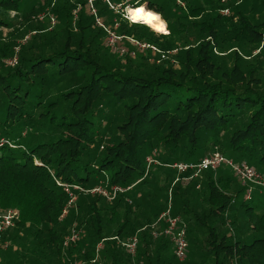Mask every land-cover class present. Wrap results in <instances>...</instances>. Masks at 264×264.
<instances>
[{
    "label": "trees",
    "instance_id": "1",
    "mask_svg": "<svg viewBox=\"0 0 264 264\" xmlns=\"http://www.w3.org/2000/svg\"><path fill=\"white\" fill-rule=\"evenodd\" d=\"M140 1L0 0V29L10 32L0 42V72L16 39L34 32L0 81V209L19 213L0 239L9 244L0 264H264V212L256 192L241 200L239 214H230L247 187L239 183L241 192L232 193L236 176L228 166L222 165L232 177L224 178L214 174L222 166L197 176L169 167L218 150L264 174V9L257 17L249 15L255 7L248 15L236 9L234 23L222 15L233 1L148 0L146 8L167 22L161 33L124 19V10ZM83 11L100 14L103 23H89ZM109 26L122 36L125 55L105 46ZM129 39L166 58L139 51ZM102 107L117 118L111 130L98 114ZM159 147L155 158L151 152ZM99 181L110 193L132 188L111 201L100 195L85 209L81 200L68 207L64 185L85 191ZM170 183L177 202L171 214L187 224L183 261L172 241L152 235L151 225L167 209L161 191ZM191 187L195 200L187 198ZM130 197L134 207L123 200ZM143 215L152 218L143 222ZM71 230L79 234L77 247L63 244ZM134 236L131 256L122 243ZM65 249L76 251L70 260Z\"/></svg>",
    "mask_w": 264,
    "mask_h": 264
},
{
    "label": "rangeland",
    "instance_id": "2",
    "mask_svg": "<svg viewBox=\"0 0 264 264\" xmlns=\"http://www.w3.org/2000/svg\"><path fill=\"white\" fill-rule=\"evenodd\" d=\"M230 1H233V3L232 4H234V6H230V8H228V7H225V9L226 10H222V15L224 16V17H226V18H232V20H233V22L234 23H237V21H238V18H239V16L236 14L237 12H235L236 11V9L238 10V12H244V14H246L247 13V15H248V13L250 12V7H255V9L253 8L252 10H251V13L249 14L250 16H255V17H257L258 15H260L261 13H262V9H264V2H262L261 0H220V4H224L225 6H226V2H230ZM237 2V4H236V2ZM153 2L151 1V4H152ZM139 5H144V6H146L147 4H148V0H141L139 3H138ZM117 7H119V5H117ZM90 11L92 12L93 11V9H92V6L90 5ZM120 8V7H119ZM118 8V9H119ZM88 12H89V10H87ZM87 11H83L84 12V14L86 15V16H88L89 15V13L87 12ZM226 11V12H225ZM48 12H50V10H49V8H47L46 9V13L48 14ZM44 13L45 12H43V14H40V15H38V17H37V19L38 18H40V17H42V19H43V17H44ZM51 14V13H50ZM76 13L74 12V15H75ZM10 15L13 17L14 16V13L13 12H10ZM100 18V19H99ZM33 19V18H32ZM88 22L89 23H94V22H96L97 23V25L99 26V24L102 22L103 23V18H102V16L99 14V17L98 16H94V17H89L88 16ZM53 25V24H52ZM151 29V28H150ZM0 31H1V33H0V42H5L9 37H10V32H9V30H7L6 28H1L0 29ZM107 34H106V37H105V46H107V48L109 49V50H112L113 52H115V53H117L118 54V56H123V55H125L124 53H126L125 51H126V48H125V46H124V44H123V40H122V36H118V35H116V33H114V31H113V29H112V26H109L108 27V29H107ZM159 32V31H158ZM34 32H28L27 34L25 33V35L23 36V37H21V38H18V39H16V45H15V47H13V53H12V56L10 57V58H7V59H3L2 60V70H1V72H0V81L1 80H3V79H5V77L7 76V72H4L3 70H5V71H12L16 66H17V61H18V55H19V52H20V46L21 45H25L26 44V42L29 40V37L31 36V34H33ZM165 35H170V32H168L167 34H165ZM117 37H120L121 38V40H117L116 38ZM133 41H135V42H137V43H139V44H142V43H140V42H138V41H136V40H133ZM147 44V43H146ZM135 45V44H134ZM138 47V46H137ZM139 51H142V49H141V47L139 46L138 48H137ZM234 49H236V48H234ZM234 49H232V50H234ZM252 48H250L249 50H251ZM240 49H238V51H239ZM240 52V51H239ZM250 52V51H249ZM256 53V51L253 53V54H255ZM130 56H132V57H134V52H132V53H130ZM153 61V60H152ZM173 61V60H172ZM79 108H82V106H79ZM78 112L80 111L79 109L77 110ZM98 114L101 116V119L103 120V124H104V126H107V127H109V129L111 130V129H113L114 127H115V124L117 123V121H116V119L117 118H115V114H113L112 113V111L111 110H108V109H105L104 107H102V108H100L99 110H98ZM118 114V113H117ZM120 138H122V136H123V131L122 130H120V132H119V135H118ZM158 150H162V148L161 147H159L158 149H154V150H152V152H151V154H153L154 153V156H155V158H159V157H161L160 155V153H159V151ZM156 151L158 152V155L156 154ZM213 152V151H212ZM214 152H218V150L216 151V150H214ZM219 153V152H218ZM205 154H209V152H206ZM150 158H154L153 156H150ZM150 158H148V160L150 159ZM147 160V161H148ZM161 160V159H160ZM250 163V162H249ZM250 165H252L251 163H250ZM253 166V165H252ZM258 169L256 168V172L262 177V178H264V174H262V172H261V170H258ZM162 173V175H166V174H169L168 172H161ZM215 175H216V177L218 178V177H229V176H231L232 174L231 173H229V169L226 167V166H222L216 173H214ZM170 176V178L172 179V178H174L175 177V175H174V172H172V174L171 175H169ZM177 177V176H176ZM232 177V176H231ZM165 178H164V176H162L161 177V179H160V187L162 188V187H164V183H163V180H164ZM198 179H202V177L201 178H198ZM199 180V181H200ZM190 182V180H186L185 178L182 180V181H180V184H183L184 186H186L188 183ZM240 182L239 181H237V179L236 178H233L232 177V179H231V188H232V193H234V192H236V194L237 193H239V192H241L240 190H241V187H240V184H239ZM58 185H61V184H58ZM104 182L103 181H99L98 183H96V184H94L92 187H90V189L89 190H92V189H96V188H98V189H104L105 190V188H104ZM182 185V186H183ZM251 185V184H250ZM171 183H170V185H168V187L167 188H165V189H163L162 191H161V201L162 202H164V204H166V206H165V208H168V206H170V208H171V204L173 205V206H175V204L177 203V202H175V196L173 195L172 196V199H171V196H170V192H169V190H170V188H171ZM64 187V189H65V192H66V185H64L63 186ZM110 188V187H109ZM109 188H106L107 189V191L109 190ZM199 189V185H197L196 187H195V189ZM69 189V193H71L72 195H73V197H76L75 199H76V201H74L73 203H72V206L73 207H76L77 205H78V203L79 202H81L82 201V205H81V207H82V209H85V206H87L88 204H93L95 201H96V199H98V202H99V197H100V195L99 194H96V193H91V194H81V193H75V191L74 190H76V189H70V188H68ZM111 189V188H110ZM201 189V188H200ZM181 190H186L185 188H183V187H181ZM128 191V190H127ZM177 191V190H176ZM252 191H253V194H254V192H256L255 193V196H257V197H260V200H262V201H260V202H258L259 203V208H258V210L260 209V211L261 212H264V208H262V206H264V189H262L260 186H258V185H253L252 186ZM126 192V191H125ZM125 192H123V193H125ZM197 192V191H196ZM195 190L191 187V189H190V191H188L187 190V194H188V197L187 198H189V199H193L194 198V200H195ZM253 194H251V197L249 198V199H246L245 198V196L242 194V196H241V194L240 195H238L239 197L238 198H234V203L232 204V208H231V211H230V214H235V213H237V214H239V209L240 208H242V209H244L241 205V200H243L244 201V203H247V202H249L250 200H252V198L254 199V196H253ZM116 197H118V195L116 196ZM184 197V196H183ZM196 197H197V195H196ZM101 198V197H100ZM117 199V198H116ZM115 199V200H116ZM174 199V200H173ZM81 200V201H80ZM127 204H128V202H133L132 203V205H133V207H134V205L136 204L135 202H134V199L132 198V197H130V198H124L123 199ZM178 200V199H177ZM97 202V203H98ZM113 202V201H112ZM165 208H163V210L165 209ZM260 211H258V212H260ZM163 212V211H162ZM161 212V213H162ZM161 213H159L158 215H160ZM178 213V212H177ZM180 215H182V214H180ZM173 216V215H172ZM184 216V215H183ZM142 217H144L145 219H143L142 221L143 222H145L147 219H151L152 217L149 215V216H147V215H143ZM186 218V217H185ZM229 220H231V219H229ZM229 220L227 221V222H229ZM144 224H146V223H144ZM241 225H243L244 226V223L242 222V224ZM165 227V223L164 222H161L158 226H157V230L158 231H160L161 230V228H164ZM245 228V227H244ZM235 229V228H234ZM236 231V230H235ZM242 232H243V234L242 235H245V237H244V239L245 240H247V238H248V236L250 235V232L248 231V229H242ZM233 234H234V231H233ZM237 234V233H236ZM67 238V235L66 236H64V239H66ZM64 239H63V242H64ZM64 244V243H63ZM76 244V243H75ZM75 244H73V245H75ZM72 245V246H73ZM77 245V244H76ZM75 245V247H77ZM8 246H9V244L5 241V242H3L2 240L0 241V252L1 251H6L7 250V248H8ZM65 248H68V247H65ZM71 248H73V247H71ZM172 250L171 249H169V254L171 255V252ZM76 253V251H72V253L71 254H68V252H67V250L65 249V251H63V254H64V256H65V258L66 259H69V255H71V256H73L74 254ZM70 260V259H69ZM99 264H102V263H99Z\"/></svg>",
    "mask_w": 264,
    "mask_h": 264
},
{
    "label": "built area",
    "instance_id": "3",
    "mask_svg": "<svg viewBox=\"0 0 264 264\" xmlns=\"http://www.w3.org/2000/svg\"><path fill=\"white\" fill-rule=\"evenodd\" d=\"M92 1V0H89ZM226 12V11H225ZM52 24H54V20H51ZM116 38V37H115ZM117 40H121L120 37L116 38ZM131 43L135 44L136 46H140L142 51L144 50H151L153 53L161 54V59L166 58L164 52L158 50L155 46L142 43L139 44L132 39H129ZM172 51L171 53H174ZM3 142L0 139V144ZM153 161L149 160V163ZM222 165L228 166L233 173L235 174L236 178L240 182L241 185L246 186L247 190L245 193V198L249 199L252 194V186L258 185L262 189H264V178H262L253 168L249 167L245 163L241 164H234L232 161H229L225 157H223L220 153L214 152L210 156L204 157L198 163H189V164H182V163H175L173 165H169V167L176 169L178 172H186L187 170H193V176H197L203 171L212 170L215 171ZM191 179V178H188ZM251 184V185H250ZM71 188L66 185V193H68L70 200L68 202V207L72 205V203L76 200V197H73L71 193H69V189ZM72 188L76 190H80L83 192L88 193H96L107 200L111 201L117 193H123L127 190H130L132 187H128L126 189H122L120 187H113L111 193L104 190V189H92V190H82L77 186H73ZM67 213L66 209L63 210L61 217H63ZM19 213L15 209H7L1 210L0 209V239L2 234L15 226L16 222L18 221ZM165 223V227L162 228V231L157 230V226L161 223ZM152 235L157 237L158 235H163L167 237L173 243V250L174 256L178 261H183L186 257V250H187V240H186V232H187V224L186 222L179 216H172L171 208H168L158 217V219L151 225ZM79 239V234L75 230H71L69 236L64 241V246L68 244H74ZM136 245H137V237L134 236L125 242L122 243V246L126 250V252L133 256L136 253ZM95 260H93L94 262Z\"/></svg>",
    "mask_w": 264,
    "mask_h": 264
},
{
    "label": "clouds",
    "instance_id": "4",
    "mask_svg": "<svg viewBox=\"0 0 264 264\" xmlns=\"http://www.w3.org/2000/svg\"><path fill=\"white\" fill-rule=\"evenodd\" d=\"M124 19H126L130 24H142L153 30H158L161 33H166L167 22L163 20L162 16L149 10L144 5H140L133 9L131 6L124 10ZM163 29L162 31L160 29Z\"/></svg>",
    "mask_w": 264,
    "mask_h": 264
},
{
    "label": "bare ground",
    "instance_id": "5",
    "mask_svg": "<svg viewBox=\"0 0 264 264\" xmlns=\"http://www.w3.org/2000/svg\"><path fill=\"white\" fill-rule=\"evenodd\" d=\"M152 30H153V29H152ZM153 31L158 32V30H153Z\"/></svg>",
    "mask_w": 264,
    "mask_h": 264
},
{
    "label": "snow or ice",
    "instance_id": "6",
    "mask_svg": "<svg viewBox=\"0 0 264 264\" xmlns=\"http://www.w3.org/2000/svg\"><path fill=\"white\" fill-rule=\"evenodd\" d=\"M160 30L162 31L163 29L161 28Z\"/></svg>",
    "mask_w": 264,
    "mask_h": 264
},
{
    "label": "crops",
    "instance_id": "7",
    "mask_svg": "<svg viewBox=\"0 0 264 264\" xmlns=\"http://www.w3.org/2000/svg\"><path fill=\"white\" fill-rule=\"evenodd\" d=\"M160 231H162V228H161V230Z\"/></svg>",
    "mask_w": 264,
    "mask_h": 264
},
{
    "label": "water",
    "instance_id": "8",
    "mask_svg": "<svg viewBox=\"0 0 264 264\" xmlns=\"http://www.w3.org/2000/svg\"><path fill=\"white\" fill-rule=\"evenodd\" d=\"M161 34V33H160Z\"/></svg>",
    "mask_w": 264,
    "mask_h": 264
}]
</instances>
